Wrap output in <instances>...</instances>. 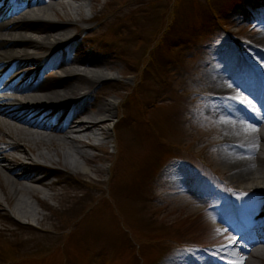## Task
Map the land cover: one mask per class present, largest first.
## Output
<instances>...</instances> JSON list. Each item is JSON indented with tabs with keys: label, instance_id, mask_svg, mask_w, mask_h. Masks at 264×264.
I'll return each instance as SVG.
<instances>
[{
	"label": "rangeland",
	"instance_id": "obj_1",
	"mask_svg": "<svg viewBox=\"0 0 264 264\" xmlns=\"http://www.w3.org/2000/svg\"><path fill=\"white\" fill-rule=\"evenodd\" d=\"M77 2V15L64 7L60 12L68 13L52 19L75 21L67 29L80 40V51L75 46L67 57L107 52L114 57L110 72L115 76L83 87L114 100L115 115L104 126V142L101 134L88 139L96 146L85 148L95 157L93 162L75 156L81 169L58 172L62 182L52 188L37 186L36 198L23 193L29 214L2 202L0 264H166L162 257L169 253L174 260L167 264H197L187 259L178 243H209L216 250L219 244L211 239L224 232L221 222L232 215L229 203L241 207L243 200L252 198L262 206L264 198L254 191L238 196L231 192L233 187H219L222 183L226 187L218 173L221 150L210 146L200 129L201 122L212 120L207 103L192 97L190 113L182 115V134L171 122H163L162 113L167 107L170 117V111L183 109L203 55L238 51L239 44H249L264 30V0ZM205 42L210 44L204 46ZM242 50L236 53H247ZM247 125L246 135L251 136L253 125ZM0 140L12 142L6 137ZM37 148L48 149L60 162L64 158L59 147L45 149L37 143ZM32 150L35 155L37 150ZM258 154L260 159L246 155L248 168L264 173V150ZM1 155L8 157L4 150ZM205 163L204 173L191 171ZM58 165L62 164H53ZM194 200L200 202L191 203ZM208 204L219 208L209 211ZM255 264H264V255H258Z\"/></svg>",
	"mask_w": 264,
	"mask_h": 264
},
{
	"label": "bare ground",
	"instance_id": "obj_2",
	"mask_svg": "<svg viewBox=\"0 0 264 264\" xmlns=\"http://www.w3.org/2000/svg\"><path fill=\"white\" fill-rule=\"evenodd\" d=\"M77 1L0 0V73L9 69L8 72L16 77L15 83L10 85L16 98L3 99L0 94V103L8 100L7 103L24 110L15 114L13 111L19 109H6L0 105V137L12 139L11 146L19 152L16 156L10 154L9 159L2 156L1 152L7 150L8 145L0 140V187L3 191L0 206L3 201L11 203L22 215L30 212L25 208L28 202L23 197L24 192L36 198L37 186L52 188L62 182V179L47 180L54 172L69 173L80 168L76 157L79 160L84 158L89 163L94 161L95 157L90 156L85 148L96 146L88 139L101 134L104 135L101 138L104 142L107 139L104 126L115 115L114 100L99 95L95 88L90 89L88 86L86 88L89 90H84L83 87L99 78L115 76L110 72L114 68V57L109 52L106 55L86 56L79 52L81 55L76 58L67 57L65 52L75 46V50L80 51L77 46L80 40L67 29L75 21L65 19L57 22L52 19L53 16L60 18L65 12L68 13L67 10L60 12L64 7H69L77 15L80 4ZM205 44L207 46L210 43ZM242 47L247 53L238 56L236 52L243 51ZM237 49L233 52L216 51L207 58L203 55L200 58L202 63L196 65L197 69L193 73L195 84L190 91L192 95L183 101L180 112L170 111V117L166 107L162 113L163 122L167 125L171 122L174 130L182 134V115L186 111L190 113L192 97L196 95L201 103H207L211 107L212 120L201 122L200 129L209 145L221 150L219 159L222 168L218 169V173L224 177L226 186L236 188L232 190L238 195L254 191L258 193L255 195L264 198V173L248 168L250 162L246 156L260 159L258 152L264 150V106L255 103L259 99L257 92L261 93L264 89V30L252 36L249 44H239ZM38 52L43 53L37 55ZM237 73H240V77L235 76ZM48 75L49 78H45ZM31 111L36 115L43 112L42 119L28 117ZM247 124L253 125L251 136L246 135L249 129ZM37 143L45 149L59 147L64 157L62 162L53 158L48 149L37 148ZM32 149L37 150L35 155ZM9 160L14 162L13 167L5 163H9ZM55 162L62 164L61 167L53 166ZM201 166L194 168L204 173L207 164ZM34 173H38V177L35 178ZM82 173L86 174V171ZM215 175L221 184L222 179ZM180 192L182 197H186L184 191ZM212 193L213 190H210L211 197ZM209 205L205 209H215V206ZM228 206L226 204L220 209ZM237 213L243 217L242 223L238 225L232 213L221 222L227 225L223 227L224 232L211 239L219 244L213 258L214 264H223L222 258L228 261L233 259L234 264L239 261L255 264L258 255H264V203L261 206L258 201L247 198ZM249 222L256 224L250 233L255 235L254 240L247 232ZM209 229L212 227L209 226ZM230 237H235V242H226ZM239 241L245 242L241 245ZM200 259H203L200 264L211 260L206 256H200Z\"/></svg>",
	"mask_w": 264,
	"mask_h": 264
},
{
	"label": "snow or ice",
	"instance_id": "obj_3",
	"mask_svg": "<svg viewBox=\"0 0 264 264\" xmlns=\"http://www.w3.org/2000/svg\"><path fill=\"white\" fill-rule=\"evenodd\" d=\"M233 99H236V97H233ZM230 240L235 242V237H230ZM238 264H243V261H239Z\"/></svg>",
	"mask_w": 264,
	"mask_h": 264
}]
</instances>
